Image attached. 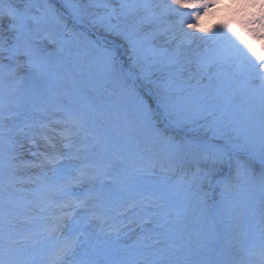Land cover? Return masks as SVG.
<instances>
[{"label":"snow or ice","instance_id":"snow-or-ice-1","mask_svg":"<svg viewBox=\"0 0 264 264\" xmlns=\"http://www.w3.org/2000/svg\"><path fill=\"white\" fill-rule=\"evenodd\" d=\"M21 136L47 149L30 197ZM207 209L213 261L183 225ZM134 218L150 243L120 256ZM0 264H264V0H0Z\"/></svg>","mask_w":264,"mask_h":264},{"label":"rangeland","instance_id":"rangeland-1","mask_svg":"<svg viewBox=\"0 0 264 264\" xmlns=\"http://www.w3.org/2000/svg\"><path fill=\"white\" fill-rule=\"evenodd\" d=\"M216 23L217 21L215 18H209V21L205 22V26L212 27ZM62 55L64 60L69 65L77 63L86 64L91 58L92 52L88 49L86 42H78L69 45L68 50H66ZM71 90L72 84L70 80L64 82L60 86V93L54 96L50 101H47L48 115H59V113L52 111V106L56 103H62L65 99L63 93L65 91L70 92ZM35 116L37 119L44 118L43 114L41 113H35ZM20 139L23 143V147L19 149L16 175L21 182L18 183L16 187L19 190V195L23 197H30L31 191L35 189L38 184V181L33 182L35 178L41 176L45 171H48L47 168L35 166L38 164L41 157L39 155L34 156L32 153L44 152L47 149L45 142L39 137L36 138V145L30 144L23 136H21ZM148 149L149 150L146 152V156L151 157V159L156 162V174L150 177V180L164 181L165 179H168L171 181L179 176L178 171L174 176L171 172L164 170L169 166L167 161H163L164 167H161L162 157L158 146H148ZM211 210L212 209L199 211L195 216L189 214L188 218L183 221L186 231L194 235V242L200 246L199 255L208 258L209 261H213L214 251L218 246L217 242L219 234L216 232L215 225L217 223V225L221 224L222 219H224L226 222V219L221 216H217L215 211L214 223ZM125 224L127 226L123 228L119 238V244L122 246L118 250L120 256L128 255L129 249H135L142 243H150V241L145 239V237L148 235L149 230L154 228V224L143 223L139 218H134V222L132 223H128L127 219H125ZM17 227L18 230L23 231L26 227H28V225L21 223L18 224ZM153 239H156V237L153 236Z\"/></svg>","mask_w":264,"mask_h":264}]
</instances>
